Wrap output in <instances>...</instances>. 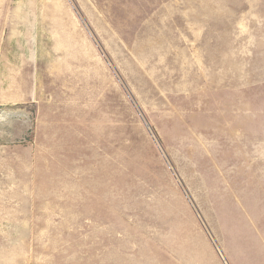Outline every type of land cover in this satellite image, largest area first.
I'll use <instances>...</instances> for the list:
<instances>
[{
    "label": "rangeland",
    "instance_id": "374dc122",
    "mask_svg": "<svg viewBox=\"0 0 264 264\" xmlns=\"http://www.w3.org/2000/svg\"><path fill=\"white\" fill-rule=\"evenodd\" d=\"M109 169L119 229L264 264V0H0V264L68 247L46 175Z\"/></svg>",
    "mask_w": 264,
    "mask_h": 264
},
{
    "label": "crops",
    "instance_id": "0c3cea01",
    "mask_svg": "<svg viewBox=\"0 0 264 264\" xmlns=\"http://www.w3.org/2000/svg\"><path fill=\"white\" fill-rule=\"evenodd\" d=\"M46 176L52 178L46 185L63 190L51 196L53 201L70 206L69 215L54 216L47 237L68 245L53 250L54 264H192L189 251L183 255L172 231L156 218L148 227L118 228V202L128 197L118 187L133 184L132 175L109 169L56 170Z\"/></svg>",
    "mask_w": 264,
    "mask_h": 264
},
{
    "label": "water",
    "instance_id": "95a60500",
    "mask_svg": "<svg viewBox=\"0 0 264 264\" xmlns=\"http://www.w3.org/2000/svg\"><path fill=\"white\" fill-rule=\"evenodd\" d=\"M218 250H219L220 254L222 255L223 259L225 260L226 264H229V263L227 262V259H226L225 256H224L222 250L220 249V247H218Z\"/></svg>",
    "mask_w": 264,
    "mask_h": 264
}]
</instances>
